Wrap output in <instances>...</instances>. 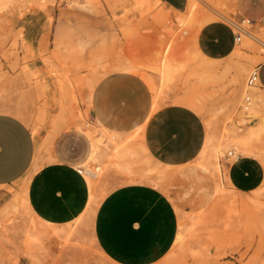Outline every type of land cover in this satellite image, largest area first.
<instances>
[{"label": "crops", "instance_id": "1", "mask_svg": "<svg viewBox=\"0 0 264 264\" xmlns=\"http://www.w3.org/2000/svg\"><path fill=\"white\" fill-rule=\"evenodd\" d=\"M91 3L81 1L82 6ZM183 4V0H159L157 7L171 8L174 19L173 12L185 11ZM126 30L132 33L131 45L140 41L142 53L158 34L145 39L133 26ZM194 42L211 68L235 47L224 21L203 24ZM128 46L122 54L99 48L86 63L93 77L98 76L79 108L82 119L91 118L90 129L102 139L98 149L92 135L78 127L79 121L55 138L51 159H35L37 140L30 128L16 115L0 111V200L9 196V188L18 192L19 200L26 198L42 248L59 240L50 235L53 229L73 227V244L66 251L80 252L86 245L98 252L96 261L81 264H156L172 252L179 211L206 209L218 183L241 195L253 194L264 181V165L256 156L238 153L229 162L223 160L230 157L224 151L218 158L219 172L200 164L206 126L190 100L192 92L170 90L155 101L144 78L115 67ZM198 61L182 72L184 83L200 72ZM257 67L258 84L264 89V61ZM175 97L183 99L172 100ZM90 164L100 167L94 176L96 187L91 188L82 173ZM105 185L103 198L87 220L90 193L93 188L99 193Z\"/></svg>", "mask_w": 264, "mask_h": 264}, {"label": "rangeland", "instance_id": "2", "mask_svg": "<svg viewBox=\"0 0 264 264\" xmlns=\"http://www.w3.org/2000/svg\"><path fill=\"white\" fill-rule=\"evenodd\" d=\"M81 1L84 0L0 1V110L16 115L27 124L37 140L36 153L39 151V154H35V158L41 161L53 156L55 138L70 132L72 125L82 120V112H76L72 98L75 97L80 106L88 91L86 77L90 80L93 75L86 63L92 54L102 47L122 54L127 44L123 33L126 26L135 27L146 39L168 22L166 18H155V5L150 0H95L88 6H82ZM183 2L181 6H186L187 0ZM216 2H224L228 16L225 14L224 18L217 17L214 21L248 17L255 23L249 29H264V0ZM200 6L208 10L205 5ZM149 20L158 28L150 27ZM235 47L230 56L215 61L212 68L202 61V56L198 61L200 72L190 75L185 83L182 75V81L172 89L192 92L194 97L190 100L194 107L204 123L210 120L215 130L239 125L240 103L244 99L239 88L249 71L264 61V51L256 43L237 52ZM131 51L134 54L135 49ZM240 64L248 65V70L241 72L237 68ZM63 67L70 71L66 76L69 81L64 77L67 70ZM62 78L64 80L60 81ZM65 83L71 84V93ZM175 98L172 100L183 99ZM90 119L86 120L90 122ZM260 148L262 154L256 157L264 165V142ZM223 160L230 162L232 159L230 156ZM217 187L220 191L206 209L179 211V224L184 219L185 231L188 228L186 241L156 264H264V191L259 195L254 191L253 194L237 195L221 183ZM260 187H264V181ZM107 188L105 185L101 191L105 194ZM19 204L18 192L12 188H9V196L0 200V264L96 261L98 252L86 245L80 247V252L66 251L65 247L73 244L71 234L66 241L63 239L67 229L61 235L50 233L61 242L50 241L48 248L37 250L34 261L31 256L24 255L26 251L20 236L30 216ZM190 215L196 216L195 225H190Z\"/></svg>", "mask_w": 264, "mask_h": 264}, {"label": "bare ground", "instance_id": "3", "mask_svg": "<svg viewBox=\"0 0 264 264\" xmlns=\"http://www.w3.org/2000/svg\"><path fill=\"white\" fill-rule=\"evenodd\" d=\"M84 1L94 2L95 0H84ZM150 1L153 5H155L154 13L157 16V18L158 19H162V18L168 19L169 20L168 25L164 26L162 30L158 32V34L156 35V39L147 45L145 53H142L139 50L140 41H135L134 44L131 45V42H132L131 31L130 30L123 31L124 35L127 37V43H129V46H128V49H126V52H125L126 55L122 57L121 59H119L118 64L115 65V67L129 69L131 71L136 72L142 78H144L146 82L148 83V85L150 86L152 93L154 95V100L156 101L158 97L165 95L168 91L172 90L175 85L178 84L181 74L188 64L196 60H199L202 57L201 52H199L200 50H196L194 46L196 35L199 29L201 28V26L210 20L211 21L215 20L217 17L224 18L225 14L227 15L226 11H228V9L227 10L225 9L226 11H224V8H223L225 7V4H223L224 2L222 3L224 5L223 6L222 4L216 2L218 0L216 1L215 0H187L185 11L182 13H179L176 11L173 12V14L175 13V18L173 19L170 17L171 15L170 11H172L171 8L165 9L162 6L157 7V3H159V0H150ZM202 4L205 5L208 8V10H205L204 8L203 10L202 6H200ZM183 34L186 36H184ZM255 43L260 45L261 51H264V29L263 28L258 29V30L249 29V32L245 36H243V40L241 39V41L235 47V51L236 52L242 51V48L246 46H252ZM132 49H135V55H132V52H133L131 51ZM248 67L249 66L246 64H240V66L237 68H239L241 72H246L248 70ZM65 69L68 71L67 68H64V71H66ZM67 71H66L67 74L63 73L65 74L64 77H66L70 72V71L68 72ZM59 74L63 76V74L58 73V75ZM61 76H59V78H61ZM97 76L90 78V80L88 79V76L86 77L88 80L86 81L88 82L87 84L88 92L94 85L97 79ZM69 77L70 76H68V78ZM63 78L62 80L60 79L58 80L63 81L64 80ZM71 80L73 81V79ZM64 82H66V80ZM67 83L65 84L68 85ZM62 85H63V82H62ZM68 86L70 87V93H71V91H73V89L71 88V84H69ZM239 91H240V94L244 95V98L248 97V100L245 101L244 99H242L240 103L242 106L241 107L242 115L238 118V122H239L238 126L236 125L235 127H231V128L215 130L213 129L214 127L212 128V124H211L212 122L210 120H206V123H205L206 124V137H205V143L201 151L199 161H200V164L208 168H211V170L213 169V171L215 170V172H219L218 171L219 170L218 158L220 157V155H223L224 151H227V152L231 151V155H230L231 159H233L235 155H237L238 153L252 155V156H260L262 154L260 144L264 142V89L259 87L258 82L255 85L250 86V85H247L245 81L241 83ZM179 101H182V100L180 99ZM72 102L75 106L74 108L76 109V112H79L80 111L79 104L75 97L72 98ZM253 119H255L256 121H254L253 123L246 124L249 121L251 122ZM78 127L85 128V130L89 134L92 135V143L94 145V148L98 149L102 143V139L101 137H96L94 135L93 130L90 129V125L88 121L86 119H82L81 124ZM55 131L57 132V130ZM49 138H51V136ZM40 144L42 145V141ZM39 146L37 150H39ZM37 154H39V151L38 153H36V156ZM34 162L36 163V160H34ZM33 165L35 164H32V167ZM99 172H100V167L95 164L85 165V167L82 169L83 176H85L88 182L89 188L94 186V182L96 180L94 179V176L96 174L98 175ZM95 191L96 190H94L93 188L92 193H90L89 195V201H88L89 203H88V208L86 212L87 220L88 218L91 217V214L95 211V207L98 206L99 201L104 196L103 191H99V193H96ZM219 191L220 189L219 187H217L216 192H219ZM263 191H264V187H260L254 190V193L259 195ZM27 204L28 203L26 202V198L22 197L20 199L19 205H21L24 211H26L29 214L30 219L26 227L23 226L24 230H22L21 228V230L23 231V234L22 236H20L21 234L19 236L22 237L21 243L23 245V248H26L27 250V251L25 250L26 253L30 255L32 257V260L34 261L36 257L35 252L37 250H42L41 243L43 242L41 240V237L38 231L36 230L35 217L32 215L30 211V207ZM181 216L182 218L184 217L183 215ZM189 220L191 221L190 225L192 224L195 225L194 222L196 221V216L190 215ZM201 221L202 220H200V222ZM67 225H68L67 231L63 233L64 241L68 239L69 234H71V231H72L70 225L69 224ZM186 231L188 232V228H186ZM186 231L184 228V219H182L179 224V230L176 235V239L173 243L172 250L175 248H179L180 246L183 245L182 244L184 243L183 241H186L185 239ZM192 231L193 230H191L190 232ZM61 232L62 230L58 227L53 229L54 235L60 234ZM261 264H263V262Z\"/></svg>", "mask_w": 264, "mask_h": 264}, {"label": "built area", "instance_id": "4", "mask_svg": "<svg viewBox=\"0 0 264 264\" xmlns=\"http://www.w3.org/2000/svg\"><path fill=\"white\" fill-rule=\"evenodd\" d=\"M253 19L248 17H241L239 20L236 19H226L224 23L228 26L232 34V41L234 44H237L241 41L242 37L249 32V28L253 23ZM258 82V67L257 65L251 69L246 77L247 85H255ZM245 101L248 100V97L244 98ZM227 155H231V151L227 152Z\"/></svg>", "mask_w": 264, "mask_h": 264}]
</instances>
